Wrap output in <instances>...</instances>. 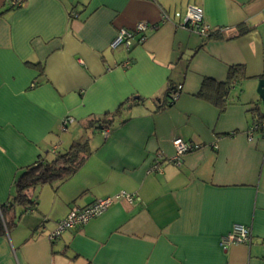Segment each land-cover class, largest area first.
<instances>
[{
	"label": "crops",
	"instance_id": "1",
	"mask_svg": "<svg viewBox=\"0 0 264 264\" xmlns=\"http://www.w3.org/2000/svg\"><path fill=\"white\" fill-rule=\"evenodd\" d=\"M189 4L220 37L178 25ZM141 21L154 26L144 41L110 47ZM235 65L243 75L221 111L197 95ZM260 78L264 0H0V203L20 167L52 146L86 140L90 150L71 176L36 188L35 206L0 236V264H264ZM169 84L178 96L157 110ZM126 99L108 128L88 124ZM175 138L201 146L174 163ZM121 191L135 200L50 239L70 208ZM234 223L250 242L223 247Z\"/></svg>",
	"mask_w": 264,
	"mask_h": 264
},
{
	"label": "trees",
	"instance_id": "2",
	"mask_svg": "<svg viewBox=\"0 0 264 264\" xmlns=\"http://www.w3.org/2000/svg\"><path fill=\"white\" fill-rule=\"evenodd\" d=\"M75 16V14H74ZM248 28H240V32H247ZM221 29L211 31L204 39L210 37H220ZM36 67L40 74L43 72L42 63H31ZM243 75V66H232L227 74V77L222 82L214 81L211 78L205 77L202 81L200 90L197 95L200 97L209 98L213 103L219 105L220 111L224 107V99L228 95L231 88V81L236 77ZM175 86L169 84L164 92V98L170 97L169 100L159 102L156 109H162L169 106L172 101L171 97ZM143 98L137 97L134 102L142 101ZM264 102V99L262 100ZM122 101L118 107L108 116L104 118H91L88 124H99L102 129L108 128L112 120L124 108ZM253 111L255 114L254 124L264 122V106L263 108L254 105ZM52 153V152H51ZM90 154L88 142L86 140H74L66 148L58 149L55 153H45L38 156L34 161L20 167L16 173L12 187L11 196L6 202L0 203V236L4 235L8 230L12 229L17 222V219L27 210L35 206L36 203V188L45 183H53L58 180H64L71 176L81 166L83 161Z\"/></svg>",
	"mask_w": 264,
	"mask_h": 264
},
{
	"label": "built area",
	"instance_id": "3",
	"mask_svg": "<svg viewBox=\"0 0 264 264\" xmlns=\"http://www.w3.org/2000/svg\"><path fill=\"white\" fill-rule=\"evenodd\" d=\"M23 0H11L13 6H19ZM177 18L182 17V21L178 24L182 27H186L202 37H206L212 29L205 22L203 9L199 5L189 4L186 6L183 15L180 12L174 13ZM168 17V16H167ZM163 15V19L167 18ZM153 25H149L146 22H137L132 29L121 28L110 43V47L115 48L121 44L129 48L134 42L140 43L144 41L146 32ZM128 62L123 63L127 65ZM180 88V86H178ZM178 96L177 92H174L171 97V101H174ZM254 129L258 128L264 132V122L260 125L255 124ZM252 133V132H250ZM251 136V135H250ZM249 136V137H250ZM175 148V155L170 159L174 163H179L180 158L187 152H191L200 148V144L190 141H184L181 138H175L172 141ZM58 150V146L54 145L51 148V152L55 153ZM157 167V164H156ZM124 198L128 202H133L135 196L133 194L121 191L113 196H105L94 200L92 203L83 207L74 206L69 209L68 213L57 221L56 228L49 234L50 239L58 237L64 230L70 228H76L89 219L100 215L112 202L117 199ZM250 234L246 226L240 223H234L228 233L221 238V245L226 247L232 243H249Z\"/></svg>",
	"mask_w": 264,
	"mask_h": 264
},
{
	"label": "water",
	"instance_id": "4",
	"mask_svg": "<svg viewBox=\"0 0 264 264\" xmlns=\"http://www.w3.org/2000/svg\"><path fill=\"white\" fill-rule=\"evenodd\" d=\"M256 92L261 100L264 99V78H260L257 83ZM98 129H102V127L99 125L97 126Z\"/></svg>",
	"mask_w": 264,
	"mask_h": 264
}]
</instances>
